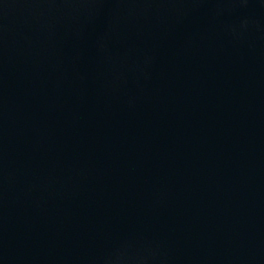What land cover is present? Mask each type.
I'll list each match as a JSON object with an SVG mask.
<instances>
[{"label":"water","instance_id":"obj_1","mask_svg":"<svg viewBox=\"0 0 264 264\" xmlns=\"http://www.w3.org/2000/svg\"><path fill=\"white\" fill-rule=\"evenodd\" d=\"M0 264H264V0H0Z\"/></svg>","mask_w":264,"mask_h":264}]
</instances>
